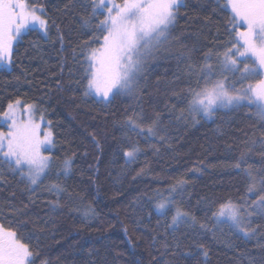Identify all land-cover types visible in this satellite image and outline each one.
Listing matches in <instances>:
<instances>
[{
  "label": "trees",
  "instance_id": "obj_1",
  "mask_svg": "<svg viewBox=\"0 0 264 264\" xmlns=\"http://www.w3.org/2000/svg\"><path fill=\"white\" fill-rule=\"evenodd\" d=\"M66 2L39 0L59 25L63 44L55 26L47 36L29 31L15 44L14 64L0 67V113L17 99L34 104L51 121L53 132L47 153L53 167L34 193L7 172L0 184V209L23 208L26 215L19 220L28 221L24 231L39 237L38 245L31 241L39 253L35 264H261L264 220L253 221V227L260 226L255 238H245L217 227L211 211L222 201L242 202L248 196L249 179L242 170L247 166H235L242 153L244 159L250 155L245 161L256 175L264 169L261 152L251 148L264 132V119L254 107L222 109L193 126L175 118L185 107L173 93L188 86L187 64L200 66L206 52L229 40L225 26L231 27L230 12H214L216 0H185L173 36L149 65L146 81L131 96L105 105L83 97V86L76 83L82 76L80 46L90 37L79 22L84 9L65 17L61 10ZM173 104L174 112L169 110ZM141 109V127L160 114L157 136L145 137L127 126ZM5 130L0 123V131ZM132 145L140 151L127 163L124 152ZM65 159L72 161L68 175L62 174ZM180 180L186 183L176 200L199 223L173 232L172 213L155 210V194ZM57 183L66 189L59 197L48 191ZM89 208L94 216L85 220L80 211ZM200 223L208 229H200Z\"/></svg>",
  "mask_w": 264,
  "mask_h": 264
},
{
  "label": "snow or ice",
  "instance_id": "obj_2",
  "mask_svg": "<svg viewBox=\"0 0 264 264\" xmlns=\"http://www.w3.org/2000/svg\"><path fill=\"white\" fill-rule=\"evenodd\" d=\"M185 6V0H67L62 14L67 17L75 14L78 8L84 9L79 22L90 37L80 46L82 76L76 83L82 84L83 97L107 105L137 91L140 83L147 79L149 61L155 59L161 46L173 36L179 10ZM216 10L230 12L228 23L231 27L225 26L230 38L206 52L202 66L187 64L188 86L186 90L173 93L185 104L175 118H190L195 124L199 122L197 118L212 120L222 109L237 111L244 107H254L264 118V0H223V3L216 0L213 11ZM52 26L57 28L58 39L63 44L59 25L56 20L49 19L46 7L39 0H0V67L10 68L14 64L15 44L24 34L41 30L47 36ZM213 58L215 67L211 63ZM176 107L173 104L169 110L174 112ZM0 117L8 128L6 132L0 131V184L6 182L7 172L19 176L34 193L53 167L52 157L42 151L45 145L53 144L51 121L42 129L44 113L36 105L24 104L19 99L8 103ZM143 123L141 109L140 115L128 118L127 126L133 131H144ZM160 123V114L156 113L146 128L147 134L157 136ZM259 143L264 149V132H261ZM139 151L138 146H130L124 152L128 158L126 162H133ZM244 155L241 154L236 168L240 169L245 163ZM261 156L264 157V151ZM71 165L70 159L62 161L65 175ZM242 170L249 179L247 190L256 199L250 204L227 199L211 211V217L215 225L227 224L230 230L251 238L260 228L252 226L251 218L256 215L264 220V169L257 175L250 165ZM185 183L183 180L177 182L181 188ZM48 191L59 197L66 189L57 183L49 185ZM175 191V187L169 189V196L156 204L160 214L172 213L169 227L173 232L182 225L194 227L199 223L176 201L172 195ZM57 206L58 203L53 205V211ZM92 211L86 209L85 215ZM23 215H26L23 208L9 207L7 213L0 209V264H35L39 253L33 251L31 241L36 240L38 245L39 237L32 231H24L28 221L19 220ZM199 227L208 229L206 223H200ZM176 246H180L179 241ZM259 246L264 248V244ZM199 247L204 248L202 244ZM203 256L207 260V250L203 251ZM42 264L48 262L42 261Z\"/></svg>",
  "mask_w": 264,
  "mask_h": 264
},
{
  "label": "rangeland",
  "instance_id": "obj_3",
  "mask_svg": "<svg viewBox=\"0 0 264 264\" xmlns=\"http://www.w3.org/2000/svg\"><path fill=\"white\" fill-rule=\"evenodd\" d=\"M163 46L164 45H162L161 46V49H160V51H159V54L158 55H156V57H155V59H152V60H150L149 61V65H151L153 62H155L157 59H158V57H160V52H162V49H163ZM211 63H213V65H214V67H215V58H213V61H211ZM203 65V63L200 65V66H202ZM132 94H130V95H124V96H121V97H127V96H131ZM96 101H98L97 99H95ZM99 102V101H98ZM104 104V103H103ZM39 117V113H37V118ZM198 119V118H197ZM264 119V118H263ZM192 123V120L189 118V119H186V123ZM0 123L6 128V130H5V132L8 130V128H7V124L6 123H4V121H3V118L2 117H0ZM188 123V124H189ZM197 123H195V124H191L192 126L193 125H196ZM190 125V124H189ZM46 126H47V121H46V119H45V122H44V124H42V129H44V128H46ZM143 129H144V131H141L140 129H138L139 130V132L141 133V134H143L145 137H152V136H149L148 134H147V132H146V128L147 127H142ZM261 139V138H260ZM260 139H258L257 141H256V143L255 144H253L252 143V145H251V148L252 149H255V150H258L259 152H262V151H264V149H262L261 148V145H260V143H259V141H260ZM42 151H43V154L44 155H48L49 156V154H47L48 152L49 153H51V151H52V145H45V147H44V149H42ZM250 156V155H249ZM249 156H246V158L245 159H249ZM244 165H246L247 166V168H248V166L250 165L251 166V164L249 163V162H247V161H245V163H244ZM251 170H252V172H253V174L254 175H256L255 174V172H254V168L251 166ZM62 174H64V171H63V167H62ZM65 175V174H64ZM68 175V174H67ZM33 187H35V186H33ZM173 187H175L176 188V191L174 192V193H172V195L175 197V199H176V197H177V193H181V191H182V189H183V187L181 188V186H177V185H175V186H173ZM172 187V188H173ZM169 196V190L167 191V192H160L159 193V195H158V193H156L155 194V210H156V204L158 203V202H160L163 198H166V197H168ZM254 199H256V196H254V195H252L251 193H249L248 192V196L245 198V200L244 201H246L247 203H251V201L252 200H254ZM177 201V200H176ZM85 211H86V209L84 210V209H81V211H80V215L82 216V218H84L85 220H91L92 218H93V216H94V214H93V212H89V214L88 215H85ZM157 211V210H156ZM158 212V211H157ZM159 213V212H158ZM252 223H253V221H255V220H259V219H261L259 216H256V215H254L252 218ZM217 226V225H216ZM253 226V225H252ZM217 227H219L220 229H222V228H224V227H227V228H229L228 226H227V224H221V225H218ZM234 231V230H233ZM236 232V231H235ZM237 233H239V232H237ZM240 234H242V233H240ZM243 235V234H242ZM251 238H255V236H253V237H251Z\"/></svg>",
  "mask_w": 264,
  "mask_h": 264
}]
</instances>
